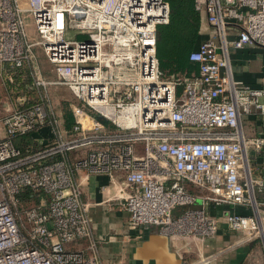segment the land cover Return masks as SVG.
Listing matches in <instances>:
<instances>
[{"label": "built area", "instance_id": "1", "mask_svg": "<svg viewBox=\"0 0 264 264\" xmlns=\"http://www.w3.org/2000/svg\"><path fill=\"white\" fill-rule=\"evenodd\" d=\"M193 9L211 35L188 54L194 74L164 78L155 33L168 23L165 0H0L3 97L11 100L16 90L6 87L14 84L9 71L22 68L33 95L1 105L0 264H101L75 180L79 171L104 175L114 187L113 175H121L115 188L128 230L153 227L169 242L200 243L223 225L244 233L245 242L259 240L264 252L263 183L251 175L247 154L264 138L246 139L241 126L252 112L264 115V89L235 81L227 52L264 49V0H193ZM69 29L77 38L64 39ZM34 48L53 81L35 67ZM50 86L80 102L68 105V129ZM26 137L37 147L21 152L13 141ZM23 190L44 202L22 209ZM177 207L190 208L172 216ZM211 208L225 210L218 218ZM77 240L85 241L84 251L64 247Z\"/></svg>", "mask_w": 264, "mask_h": 264}, {"label": "crops", "instance_id": "2", "mask_svg": "<svg viewBox=\"0 0 264 264\" xmlns=\"http://www.w3.org/2000/svg\"><path fill=\"white\" fill-rule=\"evenodd\" d=\"M199 18L198 43L211 35L203 16L199 15ZM227 52L232 78L243 85L264 89V49L255 46L233 49L229 46ZM191 65L190 73H181L194 74L195 65ZM241 126L246 139L264 138V115L252 112L242 121ZM13 144L22 147V150L37 147V144L30 137L16 139ZM248 148H250L248 161L251 175L263 183L262 193L258 196V199L261 200L264 199V146L258 151L252 150L251 147ZM74 157L71 155L72 159ZM75 180L81 191V202L86 205V217L92 228V234L97 241L99 262L101 264H154L151 260L142 263L133 258L135 248L142 241L143 228L139 233L126 228L127 216L123 210L122 201L118 198L119 193L115 188L122 181L121 175L117 173L113 175L115 187L111 185L108 177L88 175L83 171L77 173ZM122 191L125 192L124 189ZM223 210L225 209L214 210L211 208L208 214L220 218ZM235 211L237 213L245 212L243 209H236ZM147 229L145 237L152 233L157 234L153 227H147ZM244 237V233H234L220 225L217 234L212 239L203 240L200 243H195L198 245L193 246H190V241H168V249L183 264L197 263L198 260L190 263V252L194 253L197 258L212 257L213 259L209 264H243L251 251L255 249V241L245 242ZM85 245V241L77 240L66 244L64 247L68 250L84 251ZM229 247L231 250H228ZM257 259L260 260L259 257Z\"/></svg>", "mask_w": 264, "mask_h": 264}, {"label": "trees", "instance_id": "3", "mask_svg": "<svg viewBox=\"0 0 264 264\" xmlns=\"http://www.w3.org/2000/svg\"><path fill=\"white\" fill-rule=\"evenodd\" d=\"M165 2L169 9L168 23L156 28L155 56L161 76L167 78L173 73L191 72L192 63L187 58L198 44L200 18L193 9V0H165ZM9 73L15 85H23L22 79L27 77L25 68L9 71ZM62 124L65 129L72 125L68 111L62 113ZM14 146L21 152L26 150ZM17 198L20 204L25 203L32 198L31 192L23 190Z\"/></svg>", "mask_w": 264, "mask_h": 264}, {"label": "rangeland", "instance_id": "4", "mask_svg": "<svg viewBox=\"0 0 264 264\" xmlns=\"http://www.w3.org/2000/svg\"><path fill=\"white\" fill-rule=\"evenodd\" d=\"M24 6L25 5H23L21 3V7H24ZM22 18H23V23L25 25V28H24L25 34H26L28 40L30 42L35 41L37 39V37L35 36L34 30H33L32 20H31L30 16L28 14H24ZM76 34H77L76 30H73V29L66 30L64 33V39L72 40L73 38H77ZM33 51H34V56H35V62H34L35 67L40 70V74L44 78V80L53 81V74L51 71L48 70L47 64H46L45 60L43 59V56L41 55L40 51L37 48H34ZM26 76L28 77V73H26ZM27 77L22 79L23 85H20V86H17L15 84H12L10 86L6 85V87L9 88L8 89L9 91H12L13 88L17 89V91L16 90L13 91L12 94L9 93L11 100L5 99V97H3L4 94L2 92V89L0 88V116L3 115V111H2L3 108L1 107L2 103L4 101H6V102L10 101L11 103H13L12 97L16 96V94H14V93H17V94L23 93L21 96H24L26 99H28V101L31 100V97L33 95L31 94L32 91L28 89L29 88V77L28 78ZM19 81H20V79H19ZM18 91H20V92H18ZM48 92H49L50 101L52 102V105H53L54 109L56 110V112L61 115V118H62L63 111L69 112V110H68L69 104H74V105L80 106V102L77 99H74L73 96L64 87L50 86L48 89ZM181 98H183V97H181ZM16 105H14V106H16ZM81 109L87 114L90 113L89 110L86 109L85 107H82ZM1 136H2V131L0 130V137ZM247 150H248L247 154H249L250 148H248ZM193 189L194 188H192V190ZM31 196H32V198L29 201H26L25 203L21 204L22 209H24L26 207H30V206H37V204L44 202V199H43L44 197L40 193H34V192L32 193L31 192ZM186 208L187 207L175 208V210L172 213V216H175L176 214L181 213ZM247 213L248 212H246V211L241 212V214H247ZM212 238L213 237H207L204 240H209ZM190 244H191L190 246L198 245L195 243H190ZM261 248L262 247H261L260 241L256 240L255 241V249H253L251 251V254H249L248 258L244 261L243 264H264V258H263L264 252ZM202 257L204 258L205 256H202ZM257 257L260 258L259 261H258ZM197 260H199V258H197L194 253L190 252V263L192 261L195 262Z\"/></svg>", "mask_w": 264, "mask_h": 264}, {"label": "water", "instance_id": "5", "mask_svg": "<svg viewBox=\"0 0 264 264\" xmlns=\"http://www.w3.org/2000/svg\"><path fill=\"white\" fill-rule=\"evenodd\" d=\"M147 231V227H144L142 241L134 250L133 258L136 261L147 263L151 260L154 264H183L169 251L166 237L153 233L145 237Z\"/></svg>", "mask_w": 264, "mask_h": 264}]
</instances>
